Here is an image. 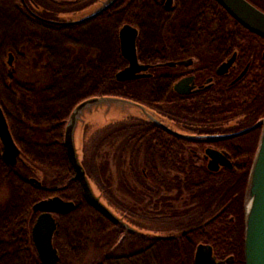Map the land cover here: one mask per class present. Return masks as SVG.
Segmentation results:
<instances>
[{
	"label": "trees",
	"instance_id": "obj_1",
	"mask_svg": "<svg viewBox=\"0 0 264 264\" xmlns=\"http://www.w3.org/2000/svg\"><path fill=\"white\" fill-rule=\"evenodd\" d=\"M179 1L184 15L190 16L203 9L200 5L208 4L214 23L224 19L225 24L241 28L213 0ZM118 3L84 23L50 25L22 15L20 24L17 23L19 29L8 32L0 28V108L22 160L10 167L0 152V264H38L30 236L35 217L31 207L52 196L75 204L72 212L57 219L53 237L59 256L56 264H193L198 244L210 245L218 259L233 255L229 264H243V195L251 161L246 162L243 176L231 177V182L224 185L231 192L228 194L231 204L208 223L177 235L124 233L84 198L72 179L62 136L65 121L76 104L96 96L120 97L145 107L158 102L146 80L125 83L115 80L114 75L125 67L119 52V26L129 23L138 28L136 47L140 63L175 58L178 43L190 42L179 38L183 35L176 28V13L162 12L157 0H118ZM1 7L14 8L9 0L0 1ZM164 43L167 54L161 52ZM9 53L13 57L11 72L4 62ZM146 123L139 119L109 123L91 133L88 140L100 132H109L97 143L98 151L99 145L113 134L115 125L120 131H129L126 145L130 148V172L132 176L138 175L139 195L149 191L155 214L185 215L189 197L200 195L204 187L214 198L220 191L225 194L226 190L215 187L210 177L201 174V169L178 157L180 151H172L168 156L164 151L152 149L149 164L147 159L143 160V152L148 154L151 150L145 151L149 148L143 125ZM83 153L84 148L82 164L86 170ZM139 156L141 169L146 168L151 186H147L135 166ZM154 164H160V168ZM101 168L106 169L105 162ZM165 168H172L179 175L171 176L163 171ZM35 172L50 173L53 180L50 184L40 181V186H36L28 181L27 175ZM86 173L95 183L87 170ZM99 191L107 200L104 191ZM233 195H237L236 201ZM176 205L182 207L177 212L173 208ZM228 216L233 219L227 220ZM90 250L96 254L88 259Z\"/></svg>",
	"mask_w": 264,
	"mask_h": 264
},
{
	"label": "flooded vegetation",
	"instance_id": "obj_2",
	"mask_svg": "<svg viewBox=\"0 0 264 264\" xmlns=\"http://www.w3.org/2000/svg\"><path fill=\"white\" fill-rule=\"evenodd\" d=\"M9 1L13 2L14 6L13 9H9V16L15 18L18 24L22 15L32 17L43 24L72 25L90 21L101 14L83 21L101 0ZM157 2L162 12L176 13L178 19L176 28L183 35L179 38L190 41L178 43L175 58L165 57L153 62L140 63L136 47L139 37L138 28L129 23H122L118 31L124 25L136 29L137 61L141 65L150 66L144 72L145 77L141 79L147 81L158 98L157 103L147 105V108L161 118V123L167 129L149 122L143 124L147 131L145 141L149 146L145 151L151 149L148 154L143 152V160L147 159L149 164L152 149L164 151L168 156L172 151H180L178 157L201 169V174L210 177L215 187L226 190L225 194L220 191V194L214 198L213 193L207 191L208 187H204L200 195L189 197L187 206L189 209L185 215H195L191 228H196L213 220L231 204L228 200V194L230 195L231 192L228 193L229 188L224 185L231 182V177L243 176L246 162L253 159L260 136L261 126L258 123L264 116V38L243 27L227 25L224 19L222 21L217 19L218 21L214 23L215 19L213 13L208 10V4L200 5L203 9L189 16L184 15V11L180 10L179 0H157ZM253 2L250 4L264 13V0H253ZM114 4L119 5L118 0L111 6ZM167 49V44L164 43L161 52L167 54ZM185 49L189 51L186 52ZM117 126H114L113 133L126 134ZM152 145L156 147L152 148ZM18 162L22 160L18 159L16 164ZM154 165L160 168V164ZM165 169L167 170L163 171L171 176L179 175V172L172 168ZM141 174L147 186H151L152 182L146 168H142ZM32 179L34 178H28V181L32 183ZM148 193L149 191L143 196L146 207L144 220L150 223L152 220H161L162 217L159 216H166L164 218L171 220L183 218L172 213L155 214L151 209L153 205L150 204ZM239 194L240 192L237 195ZM237 195H233L232 199L238 198ZM32 214L35 216V221L39 213L32 212ZM120 215L130 225L136 226L134 220L128 218L125 213L121 212ZM59 216L62 215H53L57 223ZM232 219L233 217H227V220ZM142 230L147 233H158L157 230L155 232L149 228ZM201 245L211 248L215 262L220 263L228 258L232 259L229 263L233 262V255L218 259L210 245Z\"/></svg>",
	"mask_w": 264,
	"mask_h": 264
},
{
	"label": "water",
	"instance_id": "obj_3",
	"mask_svg": "<svg viewBox=\"0 0 264 264\" xmlns=\"http://www.w3.org/2000/svg\"><path fill=\"white\" fill-rule=\"evenodd\" d=\"M115 1L101 0L83 21L99 15ZM213 1L241 27L264 38V13L247 0ZM136 38V29L129 25L122 26L118 31L119 52L126 62V66L114 75L119 83L141 79L145 77L144 72L150 68L149 65H141L137 61ZM12 61V55L8 54L9 72L12 71ZM125 119H139L166 129L156 113L139 103L120 97L96 96L84 99L72 108L65 121L62 143L72 172V179L77 183L84 198L110 222L122 228L124 233L150 235L151 233L130 225L123 219V216L106 203L102 192L88 177L82 164L81 140L85 127H92L93 132L109 123ZM258 125L261 126L260 136L249 168L243 196V264H264V116ZM0 152L2 160L10 167H13L18 159L21 160L20 151L11 138L1 108ZM31 182L40 185L36 179H32ZM74 208L73 202L64 201L58 197L44 199L33 204L32 212L39 213V215L31 227L30 236L38 264H56L59 260L58 252L53 245V236L57 228L53 215H66ZM231 260L228 258L220 263L215 262L211 248L201 244L195 248L193 255V264H226Z\"/></svg>",
	"mask_w": 264,
	"mask_h": 264
},
{
	"label": "rangeland",
	"instance_id": "obj_4",
	"mask_svg": "<svg viewBox=\"0 0 264 264\" xmlns=\"http://www.w3.org/2000/svg\"><path fill=\"white\" fill-rule=\"evenodd\" d=\"M9 13L10 10H5L2 7L0 8V28H6L8 32H12L19 29V26L16 19L10 17ZM7 60L8 55L5 56L4 62H7ZM93 132L92 127L86 126L81 140V148H84L83 155L85 158L86 170L95 181V183H93L98 190L104 191V194H106V198L109 201L107 202L106 200V203H108L114 211L119 215L121 212L125 213L128 218L130 217L134 220L135 227L141 230L149 228L152 231L157 230L158 233L177 235L179 232L193 227L191 222L193 221V218H195L194 214L192 216L183 214L179 215L183 218L178 220L167 219L163 216H159L160 218L162 217L161 220H152L150 223L147 220H144V215L146 213V207L144 204L145 198L138 193V175L132 176L129 167L130 148L126 145V134L129 135V131H125L124 133L126 134H120V132L116 134L113 133L108 140L102 145H99L98 151L96 146L97 143L100 142V140L109 132H107V130L100 132L97 135L92 136L89 141L88 138ZM141 159L142 157L139 156L135 161V166L137 165L140 173L142 170L140 166ZM104 162L106 163V169L103 168L102 170L101 165ZM120 163L123 164L120 165ZM27 175L28 178H34L39 182L44 181L47 184H50L53 180V176L47 172L28 173ZM125 185L129 187H126ZM173 208H175L174 210L177 212L182 207L176 205ZM128 212L130 213L129 215ZM94 254H96V252L90 250L87 258H91Z\"/></svg>",
	"mask_w": 264,
	"mask_h": 264
}]
</instances>
